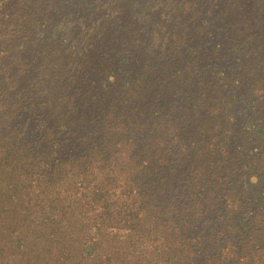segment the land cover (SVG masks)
Listing matches in <instances>:
<instances>
[{
    "label": "trees",
    "instance_id": "1",
    "mask_svg": "<svg viewBox=\"0 0 264 264\" xmlns=\"http://www.w3.org/2000/svg\"><path fill=\"white\" fill-rule=\"evenodd\" d=\"M0 264H264V0H0Z\"/></svg>",
    "mask_w": 264,
    "mask_h": 264
}]
</instances>
